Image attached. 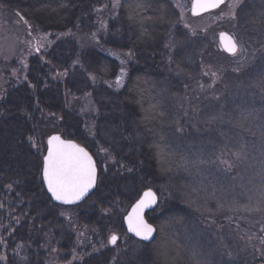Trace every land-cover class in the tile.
Wrapping results in <instances>:
<instances>
[{
	"label": "trees",
	"instance_id": "trees-1",
	"mask_svg": "<svg viewBox=\"0 0 264 264\" xmlns=\"http://www.w3.org/2000/svg\"><path fill=\"white\" fill-rule=\"evenodd\" d=\"M1 1L0 6L24 23L29 36L36 31L62 34L45 53L36 50L28 59L26 81L8 79L0 89V251L5 248L6 264H20L17 255L24 251V264H46L52 244L58 249L56 254L65 253L63 256L71 249L72 232L66 230L64 219L58 216L59 206L51 202L41 181L44 142L52 133L83 145L96 161V189L75 206L77 220L82 223L92 225L96 221L86 213L91 202L100 201L103 206L105 200H114L113 193L105 191L96 148L92 146L95 142L102 146L106 136L115 145L108 147L109 152L126 167L121 174L135 176V183L142 179L141 185H148L157 195L156 186L170 184L175 202H179V195H189L185 189L190 183L181 169L183 163L188 165L199 155L201 140L184 124L180 134L173 133L174 113L170 108L184 85L181 75L178 78L176 74L182 72V78H187L189 62L198 53L201 40L179 26L171 30L179 17L174 3L121 0L116 15L107 20L106 35L99 33L93 39L99 6L105 0H20L22 5L14 0ZM245 3L241 7L249 14L240 17L245 27L257 19L263 23L264 0ZM170 32L174 35L175 42L170 45L174 51L164 47ZM101 48L133 53L126 83L118 91L108 82L116 81L119 64ZM60 73L63 78L52 79ZM84 97L93 108L82 115L76 103ZM133 131L141 136L137 151ZM196 190L202 195L198 187ZM140 193L139 188L129 193L127 202H134ZM177 205L170 203L167 213L166 208L159 215L154 212L156 208L146 213L147 221L156 229L149 244L129 236L120 215L115 216V228L131 248L115 256L118 239L115 246L83 257L77 264H143L142 260L149 264L151 251L163 245L165 251L170 248L175 253L179 249L177 229L181 218L174 210ZM162 225L169 226L171 232L161 229ZM101 230L107 231L105 227ZM133 251L138 256L131 259ZM0 264L4 263L0 260Z\"/></svg>",
	"mask_w": 264,
	"mask_h": 264
},
{
	"label": "rangeland",
	"instance_id": "rangeland-1",
	"mask_svg": "<svg viewBox=\"0 0 264 264\" xmlns=\"http://www.w3.org/2000/svg\"><path fill=\"white\" fill-rule=\"evenodd\" d=\"M19 1L14 0L17 4H20ZM170 1L179 11L177 23L173 24L175 26L171 30L174 31L179 26L201 40L198 53L189 62L190 73H187V78H182L185 75L182 72L176 74L179 75L178 78L181 75L184 85L182 93L174 97V103L171 104L170 110L174 113L171 129L173 133L180 134L182 124L186 125V130L191 129L200 137L201 149L199 155L190 159L188 165H182L181 171L183 170L185 179L190 183L185 189L189 195L183 193L178 197L179 202H175L170 184L155 188L159 199L154 211L156 214L162 213L164 208L167 213L170 203L178 204L174 210L181 216L177 229L179 249L174 253L170 248L165 251V245L156 247L158 251H151L153 258H149V264H173L174 261L175 264L263 263L264 21H250L245 27L243 18L240 19L249 14L241 6L246 1L250 3L253 0H225L220 8L197 17L190 14L192 0ZM120 2L121 0H105L107 5L100 4L97 31L93 34V39L99 33L105 34L107 20L116 15ZM222 31L229 33L238 44L235 55L227 56L221 50L218 34ZM60 36L62 34L39 31L29 36L20 18L0 6V89L8 79L26 81L28 59L35 54L37 48L45 53L54 45L55 37ZM96 41L98 40L94 42ZM174 42L173 32H170L165 49L172 50L173 46L171 48L170 45ZM101 49L119 64V83L117 79L115 82H108L111 88L118 91L126 83L128 65L134 62L133 53ZM51 77L58 80L63 78V73ZM77 104L82 115L93 108L86 97ZM88 130L91 138L92 129L88 127ZM132 134L137 151L142 143L141 136L136 131ZM106 137L107 141H103L105 144L100 141L102 146H98L96 142L92 146L96 148L105 191L110 190L114 200H105L107 195H104L102 198L105 205L101 206L100 201L90 203L86 213L96 220L92 225L77 220L75 207H59L58 216L64 219L66 230L72 232L69 233L73 237V243L71 241L69 244L71 249L66 256H63L65 253L56 254L58 249L52 244L46 264H77L83 257L115 246L116 243L111 245L109 242L113 234L119 239L115 256L118 257L131 248L126 237L115 228L114 218L120 215L123 224V217L129 208L142 191L150 187L146 184L142 186V179L135 183V176L132 177L131 174H121L120 170L126 167L111 155L108 147L115 148V145L111 144L110 137ZM206 162L208 165L204 166ZM209 165L211 168H208ZM197 187L202 195L197 192ZM136 188L141 193L134 202L128 203L127 196L135 193ZM103 227L106 232L101 230ZM163 227L166 232H171L169 226H160L161 229ZM134 245L132 243V247ZM145 249L149 251L148 248ZM20 250L22 248H18ZM24 252L17 255V263L24 264L26 261V251ZM137 256L135 251L129 254L131 259ZM0 260L4 264L7 262L5 248L0 251ZM142 263L146 264L143 260Z\"/></svg>",
	"mask_w": 264,
	"mask_h": 264
},
{
	"label": "snow or ice",
	"instance_id": "snow-or-ice-1",
	"mask_svg": "<svg viewBox=\"0 0 264 264\" xmlns=\"http://www.w3.org/2000/svg\"><path fill=\"white\" fill-rule=\"evenodd\" d=\"M222 3L223 0H194L193 10L216 8ZM225 35L227 34H221L222 40ZM225 50L232 54L237 52L238 44L235 39L228 38ZM117 82L119 83V77ZM42 175L48 190L56 200L71 203L80 200L95 185L97 169L92 155L86 148L71 140H64L59 135H52L47 140ZM156 202V193L147 189L127 216L129 230L145 240L152 237L155 229L145 219L144 212ZM117 239L113 234L109 242L114 244Z\"/></svg>",
	"mask_w": 264,
	"mask_h": 264
},
{
	"label": "water",
	"instance_id": "water-1",
	"mask_svg": "<svg viewBox=\"0 0 264 264\" xmlns=\"http://www.w3.org/2000/svg\"><path fill=\"white\" fill-rule=\"evenodd\" d=\"M224 1L225 0H223V3H224ZM193 3H194V0H192V2H191V8H190V13H191V15L192 16H200V15H203V14H205V13H207V12H209V11H212V10H214V9H217L218 7H220L222 4H220L218 7H216V8H208V9H206V10H201V9H196L195 11L193 10ZM222 33H225V34H227V35H225L224 37H223V40H222V37H221V34ZM229 37H232L229 33H227V32H224V31H222V32H220L219 34H218V40H219V44H220V48H221V50H223L226 54H228V55H234V54H232V53H229L228 51H226L225 50V45L228 43V38ZM233 38V37H232ZM234 39V38H233ZM52 135H59V134H57V133H55V134H51V135H49V136H52ZM48 136V137H49ZM62 139H64V140H71V139H65V138H63L61 135H59ZM48 137H47V139H46V150H47V140H48ZM71 141H73V142H75L76 144H79V143H77L76 141H74V140H71ZM81 147H84V146H82L81 144H79ZM85 148V147H84ZM87 150V149H86ZM88 151V150H87ZM89 152V151H88ZM46 155V151H45V153H44V156ZM91 155V154H90ZM43 156V157H44ZM93 160H94V158H93ZM94 162H95V160H94ZM95 165H96V163H95ZM42 168H43V159H42ZM42 168H41V180H42V184H43V187H44V189H45V191H46V193L48 194V196H49V198L51 199V201L54 203V204H56V205H59V206H64V207H71V206H76V205H78V204H81L89 195H91L92 193H93V191L95 190V188H96V185H97V181H98V169H97V166H96V169H97V176H96V183H95V185L91 188V189H89L88 190V192L80 199V200H78V201H74V202H71V203H65V202H63V201H58V200H56L53 196H52V194H51V192L48 190V188H47V184H46V182L44 181V179H43V175H42ZM147 190V189H146ZM153 192H155L153 189H151ZM145 191V190H144ZM143 191V192H144ZM143 192L141 193V195L143 194ZM156 193V192H155ZM141 195L139 196V198L141 197ZM156 196H157V194H156ZM138 198V199H139ZM137 199V200H138ZM136 200V201H137ZM136 201L133 203V205L129 208V210L127 211V213L125 214V216L123 217V226H124V228H125V230H126V232H127V234L128 235H130V236H132L133 238H135V239H137V240H140V241H142V242H144V243H150L152 240H153V238H154V236H155V231H154V233H153V235H152V237H150L149 239H147V240H145V239H143L142 237H139V236H136L135 235V233H133V232H131L130 230H129V227H128V221H127V216L129 215V213L131 212V210H132V207L135 205V203H136ZM157 203H158V196H157V202H156V204L155 205H153V207L152 208H149V209H146L145 210V212H144V217H145V214L147 213V212H149V211H152L156 206H157ZM145 219H146V217H145ZM147 220V219H146ZM148 222V221H147ZM148 223H150V222H148ZM151 224V223H150ZM154 227V226H153ZM154 229H155V227H154ZM111 245H113V243H110ZM260 264H264V262L263 263H260Z\"/></svg>",
	"mask_w": 264,
	"mask_h": 264
}]
</instances>
